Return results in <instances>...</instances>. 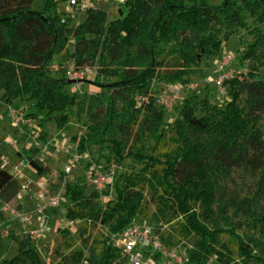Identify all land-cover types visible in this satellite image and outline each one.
Segmentation results:
<instances>
[{"label":"trees","instance_id":"obj_1","mask_svg":"<svg viewBox=\"0 0 264 264\" xmlns=\"http://www.w3.org/2000/svg\"><path fill=\"white\" fill-rule=\"evenodd\" d=\"M33 1L0 0V112L28 99L32 110L25 116L39 124L52 121L65 131L83 122L85 131L70 137L76 153H98L125 169L100 190L87 185L86 176L65 181V218L81 222L78 239L57 228L59 246L41 250L30 234L13 236L18 252L0 264H47L42 251L54 254L56 264H122L116 238L139 221L151 225L166 249L182 247L185 264H264V0H125L117 6L125 15L111 21L90 4L76 22L57 11L58 0H45L41 11L32 10ZM237 30L250 37L241 54L248 63L246 72L224 81L223 104L186 93L176 118L164 126L156 85L179 94L202 60L217 57ZM62 54L78 68H95L92 83L99 90L70 95L63 68V77L53 79L49 61ZM39 152L25 145L16 153L41 177L52 170ZM1 161L0 207L20 191ZM237 169L259 173L260 190L220 201L222 176ZM57 175L66 176L62 169ZM246 224L257 237L239 234ZM152 256L162 260L160 252Z\"/></svg>","mask_w":264,"mask_h":264},{"label":"rangeland","instance_id":"obj_2","mask_svg":"<svg viewBox=\"0 0 264 264\" xmlns=\"http://www.w3.org/2000/svg\"><path fill=\"white\" fill-rule=\"evenodd\" d=\"M211 1L213 4H218L220 2V0ZM118 5L121 4L112 2V0H101L97 3L96 7L103 9L107 13V19L111 21L125 15L126 11L124 7H122V14H119L117 9ZM44 6L45 0H34L31 8L34 11H41ZM56 9L65 17L70 16L74 22L82 21L85 17L84 14L68 13L67 0H58ZM249 21L251 22V19H249ZM249 40L250 37L246 35L243 30H237L223 43L221 52L217 57L202 60L200 63L201 71H199L201 73L198 72L192 76L188 86L181 84L183 85V89L179 94L169 89L164 91L162 85H156L157 92L155 95L161 98L160 101H156V105L166 114L163 123L164 126H167L176 118L181 103V96H184L186 93H195L199 98L207 96L209 102L212 104H223V99L225 100V96L227 95H222L212 89L214 77L219 73L218 64L223 60V56L229 54L232 55V59L230 62L228 61L225 63V65L227 64V72H229L228 76L230 77L231 74L238 75L239 73L246 72L248 62L241 58V54ZM72 46L73 41L68 45V53L71 52ZM69 62L72 61L70 57H68V54L54 55L48 64L50 76L53 79H61L63 77L61 69L63 68L65 70ZM91 69L92 72L80 79L78 84L70 83L65 85V89L70 95L99 90V88L92 83L95 77V68ZM263 71L264 68L261 69V75H264ZM14 103H22L24 105L22 106V111L25 115L32 110L28 99L16 100ZM70 113L74 115L73 110H71ZM25 118L28 120L27 124L21 123L14 126L7 112H0V134L5 136V139L0 141V158L8 162L4 168H6L19 183L28 184V188L21 192L20 198H14L8 202L7 206L1 205L0 207V259H10L18 252L17 243L13 236L19 237L30 234L41 250L44 248L53 250L59 246L61 237L56 231L57 228H68L72 235L78 239L76 230L81 226V222H70L65 218L64 206L68 203L66 199L64 198L58 206H49L47 198L43 200L38 198V193L40 192L38 186L39 177L36 176L34 170L26 164L25 160L18 166L20 174L16 171L15 165L20 161L16 152L25 145L29 148L33 147L31 146L32 142H28L26 139L29 135H34L33 131L35 130V126L42 127L44 131L40 132L46 135L44 139L36 138L38 141L36 147L40 151L39 156L43 157L45 164L52 170L50 174L44 175L45 182L50 192L59 190L63 193L62 184L64 181H73L76 180L77 177L82 178L87 175L90 168H94L95 171H99L102 174L119 173L125 169V166L116 168L114 164L106 162L98 153L89 155L88 153H76L75 146L70 141V137L77 132L85 131L83 122H73L71 127L64 131L59 129L52 121H43L42 124H39L40 119ZM259 126L261 130L264 131V113L261 116ZM168 136H172V134L170 133ZM169 141L171 142V140ZM151 144H154V142L152 141ZM44 145L46 147H44ZM169 146L172 147V144L170 143ZM43 148L44 150H42ZM74 154L79 158L78 164L69 174H66L63 179H59L57 175L58 170H63ZM260 177L259 173L245 169H237L230 174H225L221 178L220 186L217 191L218 198L220 201L231 202L232 199L236 201L242 198L252 197L253 194L260 190ZM102 199L106 200V197ZM260 203L264 205V197L261 199ZM38 204L44 206L42 215L37 210ZM153 210V205H150L148 213L151 214ZM231 211L233 213L236 211V205L230 208V212ZM24 217L26 218L25 221L22 219ZM241 218V215L238 213L234 221L238 222ZM168 227L171 228L170 226ZM95 232L96 231H93V233ZM238 232L239 234L254 233L256 237L258 236L256 230L248 228L247 224L246 226L243 225ZM223 239L226 240L227 236L224 235ZM233 246L234 245H231V248ZM42 256L47 264H56L58 261L55 255L50 252L45 253L42 251Z\"/></svg>","mask_w":264,"mask_h":264},{"label":"built area","instance_id":"obj_3","mask_svg":"<svg viewBox=\"0 0 264 264\" xmlns=\"http://www.w3.org/2000/svg\"><path fill=\"white\" fill-rule=\"evenodd\" d=\"M68 2V10L67 12L70 14H79L86 10L91 4L90 0H67ZM112 2H120L123 3L125 0H112ZM232 59V55L223 56V60L218 64L219 73L216 77L215 84L217 91L219 93H223L225 91L224 81L229 77V72H227V67L225 65L226 62H230ZM221 71V73H220ZM92 72L90 67H81L78 68L75 66L74 62H69L68 67L65 69V77L68 80L74 81V84H78L79 80L84 78L86 75ZM227 72V73H226ZM171 91H175L177 94V89L173 86L167 87ZM6 112L10 117L11 123L14 126H17L21 123L27 124L26 116L22 111V107H16L13 105H8ZM33 132L39 131L37 126L34 128ZM32 139L31 146L36 147L38 145V141L36 137L29 135L27 138ZM35 145V146H34ZM44 147H46L44 145ZM37 148V147H36ZM44 150V148L42 149ZM38 159L40 161H44L43 157H40L38 154ZM24 159L20 158L19 163L15 165L17 173L20 174V169L18 166L22 163ZM79 158L76 154H74L67 164V166L63 169L65 174H69L72 169L78 164ZM8 162L6 160L1 161V166L4 168ZM112 174L106 173L102 174L99 171H95L94 168H90L86 175V184L89 186H93L96 189L100 190L104 188L109 182H111ZM65 181L62 184L64 185ZM38 186L39 193L38 198L43 200L47 198V203L49 206H58L62 200H64V195L59 190L50 192L48 185L45 182L44 176L38 178ZM28 188V184L20 183V191L15 198H20L21 192ZM8 203H4L2 205L7 206ZM44 209V206L38 204V212L41 213ZM24 221L26 218H22ZM116 244L120 247L121 254L123 256L124 262L122 264H185V252L182 247H171L166 249L157 234L153 232V229L150 224L146 221L135 222L132 225L128 226L120 235V237L116 238ZM139 247L146 248L149 251L150 255H145ZM156 252H160L162 254V260L158 262L152 255ZM207 264H213L209 262Z\"/></svg>","mask_w":264,"mask_h":264},{"label":"crops","instance_id":"obj_4","mask_svg":"<svg viewBox=\"0 0 264 264\" xmlns=\"http://www.w3.org/2000/svg\"><path fill=\"white\" fill-rule=\"evenodd\" d=\"M101 0H90V2H91V5L92 6H94V7H96V5H97V3L98 2H100ZM94 2H96V3H94ZM37 128H38V130H40V131H44V130H42V127L40 128L39 126H37ZM28 174V173H27Z\"/></svg>","mask_w":264,"mask_h":264},{"label":"water","instance_id":"obj_5","mask_svg":"<svg viewBox=\"0 0 264 264\" xmlns=\"http://www.w3.org/2000/svg\"><path fill=\"white\" fill-rule=\"evenodd\" d=\"M68 82H69V83H74V81H72V80H69Z\"/></svg>","mask_w":264,"mask_h":264}]
</instances>
